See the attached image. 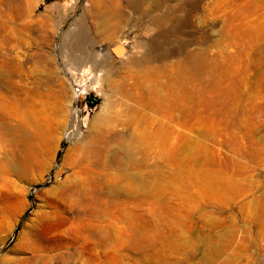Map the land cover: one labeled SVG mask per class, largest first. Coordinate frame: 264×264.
<instances>
[{
    "label": "rangeland",
    "instance_id": "374dc122",
    "mask_svg": "<svg viewBox=\"0 0 264 264\" xmlns=\"http://www.w3.org/2000/svg\"><path fill=\"white\" fill-rule=\"evenodd\" d=\"M32 1L0 0V264H264V84L256 81L264 69V41L256 42L252 49L249 35L223 36L226 3L231 0L162 2L163 10L169 12L156 29L139 15L141 8L153 11L145 0H122L114 16L107 18L117 22L118 31L101 37L96 48H104L108 72L126 68L146 86L148 80L142 74L153 62L175 60L199 46L210 47V54L218 57L213 69L219 70L230 60L228 64L237 70V83L244 92L230 115L227 130L201 137L198 128H191L189 139L202 141L208 149L191 167L178 172L151 158L141 166L139 188L133 194V180L114 165L98 171L103 186L111 188L107 199L112 203L121 200L134 210L129 220L116 212L78 219L71 207L72 201L84 195L76 193L75 185L87 179L84 173L74 176L65 159L66 150L76 151L95 115L105 108L98 84L86 81L81 71L75 75H81L84 93L74 98L71 73L63 70L65 63L89 52L87 42L94 39L80 19L86 0ZM258 1L264 5V0ZM53 3L59 5L52 8L53 16L47 19L42 14ZM260 17H264V7L242 8V18ZM78 26L79 32L74 29ZM123 45L125 54L120 58L115 48ZM227 53L234 59H227ZM36 56L55 60L59 72L52 74L59 73L66 82L65 122L43 151L39 132L12 118L2 104L12 100L13 87L25 90L34 86L32 81L40 73L33 64ZM113 58L120 67L111 66ZM56 79L47 85L54 93ZM121 100L120 94L112 98L117 106ZM140 110L143 128L147 125L145 117H151L153 111L149 105ZM50 118L59 122L63 117L52 111ZM10 126L20 127V139L12 134L13 138L9 137ZM32 148L37 149L35 158L42 156L36 162L34 157L25 160L23 156L24 149ZM183 153L179 156L186 165L187 153ZM205 172L212 174V181L216 177L220 182L216 202L201 197ZM188 181L199 183L190 187ZM150 193L157 194L160 205L144 202L150 200ZM46 216L57 226L44 229L41 222ZM208 241L218 252L213 262L205 256Z\"/></svg>",
    "mask_w": 264,
    "mask_h": 264
},
{
    "label": "bare ground",
    "instance_id": "6f19581e",
    "mask_svg": "<svg viewBox=\"0 0 264 264\" xmlns=\"http://www.w3.org/2000/svg\"><path fill=\"white\" fill-rule=\"evenodd\" d=\"M165 1L168 0H145L148 6L153 7V11L147 12L144 8L138 11L140 17L146 18L147 21L155 25V29L167 19L169 10H163L162 6V2ZM121 2L122 0H86V6L80 19L85 21L94 39L87 42L89 43V52L79 55L78 60H75V62L63 65V70L71 73V80L75 81V72L81 71V73H84L86 81L98 84V90L105 97L104 111L95 115L90 124L89 133L83 142L76 146L75 152L68 148L66 150L65 159L73 167L74 176L79 177L86 174L87 179V181L82 180V182L75 185L76 193H84L83 196H78L77 200L72 201L71 207L75 209V217L78 219H83V216L88 218V216L109 215L116 212L120 217L129 220V217L134 215V210L130 206L124 205L121 200H119V203H112L107 199L106 195L111 192V188L103 186L102 181L97 177L98 171L114 165L126 177L133 180L131 184L133 194L139 188L137 179L140 175L141 166L147 164L151 158L164 161L171 169L178 172L181 169L191 167V164L201 160V155H205L208 150L202 141L193 142L189 139L188 134L192 130L191 128H198L201 137L206 135L216 136L218 133L227 130L231 125L230 115L234 114L237 109L236 105L244 97V92L237 83V70L228 64L230 60L219 70L213 69L212 65L218 57L210 54V47L199 46L194 50L187 51L184 56L175 60L153 62L142 74L143 78L148 80L146 86L141 83L137 74L125 70L126 68L124 71L117 68L119 62L114 58L111 66L116 68L113 73L108 72L107 54H102L104 48L101 46L96 48V44L102 41L101 37L113 36L118 31L117 22L107 18L108 16H114ZM29 4H33V1L29 0ZM58 5L57 3L51 4L50 10L48 9L42 15L47 19H51L53 16L51 10L58 7ZM261 7H264V5L258 0L227 1V19L222 26L223 36L238 38L243 34V37L249 35L253 41L249 46L254 49L257 45L256 42L264 41V17L256 20L242 18V8L254 10ZM158 8L162 9V12H159ZM74 29L80 31L79 26ZM124 45L122 48H115V52L120 58L125 54ZM261 50L264 52V43ZM50 52L53 53L52 50ZM91 53L92 56L97 54L98 57L93 59ZM36 57L33 64L40 73L32 81L34 86L25 90L14 89L12 86V95L10 96L12 100L5 101L2 104H5V109L12 118H17L24 127L33 128V130L39 132L38 138H41L39 145H41L40 148L43 151L52 144V138L53 141L54 137L57 138L59 129L65 122L66 104L64 95L66 82L59 73V79L58 74L53 75L54 72L57 73L58 71L55 60ZM227 59L233 60L234 57L229 58L227 53ZM55 78H57L56 93L47 87L50 84L49 82H52ZM206 79H209V81L206 82ZM256 81L264 84V69L259 71ZM73 93L74 98L79 97L78 92ZM117 94L122 97V100L119 103L117 102L118 106L115 101L112 102V98ZM110 104H112L111 107ZM146 105L152 108L153 115L145 117L147 125L141 128L142 116L140 109ZM50 110L60 113L63 118L59 122H54L50 118L52 112ZM6 117L8 118L7 115ZM237 123L236 121L233 124ZM8 125L10 124L8 123ZM10 127L11 130L6 128L10 130L9 137L11 134L17 138L22 136L21 130L18 131L20 127L19 129L17 126ZM35 147L39 148V146ZM37 149L32 148L30 151L24 149L23 156L25 160L37 155ZM70 150L73 153H70ZM183 152L187 153L186 165L179 156L184 154ZM261 152L263 153V151ZM41 157H34L35 162L36 159L40 160ZM197 174V172L193 173L195 177ZM203 177L204 181L200 186L203 201L216 202L220 189L218 178L214 177L212 181L210 172L203 173ZM188 183L190 187H194L199 181H188ZM149 199V201L144 202L154 207L162 202L154 193H150ZM136 205L141 204L136 203ZM154 207L151 208L154 209ZM82 222L84 223L83 220ZM41 223L44 229L57 226V223L47 216L43 217ZM205 250L206 259L213 262L218 252L211 249L209 241Z\"/></svg>",
    "mask_w": 264,
    "mask_h": 264
},
{
    "label": "built area",
    "instance_id": "2783aa9c",
    "mask_svg": "<svg viewBox=\"0 0 264 264\" xmlns=\"http://www.w3.org/2000/svg\"><path fill=\"white\" fill-rule=\"evenodd\" d=\"M80 76L81 75L77 73L75 81H72V85H73L74 91L78 92L79 96L82 93H84V88H83L82 84L79 82V77Z\"/></svg>",
    "mask_w": 264,
    "mask_h": 264
}]
</instances>
